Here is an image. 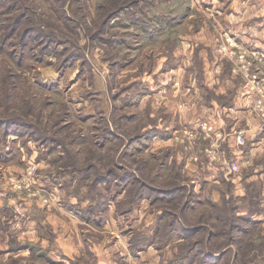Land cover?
<instances>
[{
	"label": "rangeland",
	"instance_id": "obj_1",
	"mask_svg": "<svg viewBox=\"0 0 264 264\" xmlns=\"http://www.w3.org/2000/svg\"><path fill=\"white\" fill-rule=\"evenodd\" d=\"M150 5L180 22L148 42L120 22ZM7 9L44 35L0 42V264H207L218 214L238 216L231 261L264 264V0H2L0 27ZM182 213L192 245L166 236Z\"/></svg>",
	"mask_w": 264,
	"mask_h": 264
},
{
	"label": "trees",
	"instance_id": "obj_2",
	"mask_svg": "<svg viewBox=\"0 0 264 264\" xmlns=\"http://www.w3.org/2000/svg\"><path fill=\"white\" fill-rule=\"evenodd\" d=\"M1 1L2 0H0V3ZM9 10L10 9H7L3 13H1V14H5V16L10 17V18L9 17L7 18L8 23L6 25L4 22H1V24H3L2 25L3 27H0V31L4 32L2 37L0 38V42L3 45L2 48H4L5 46H8V48H10L12 45H14L15 43L12 42V39L17 34L19 36V33L23 35L24 40L26 39V34H31L34 30L44 35L43 33L44 31L40 28L41 26L40 27H37V26L30 27L31 29H27L26 31L23 25H21L23 30L20 31L21 28L18 29L19 23L21 19L25 18L24 14L22 13L19 15H9ZM1 20H4V18H2ZM179 22H180V15L171 13L169 11H164L163 9L158 8L156 5H150L146 10H142L140 11V13L138 12V15L133 14V12L131 13L126 12L125 14L122 15V21L120 22V24L123 25L125 28H128L129 30L135 29L137 32H140L139 34L138 33L137 34L142 36V38L145 41L151 42L157 36H162V34L165 33L169 28L173 27L175 24H178ZM129 32L134 33L133 31H129ZM25 48H26L25 43H22L23 50L19 54V58L25 57L26 55V52L24 51ZM112 171L113 170H110V173ZM180 190L181 189L179 187H176L174 189H164V188H154L148 185L141 184L139 188V192L137 190L135 194L137 195L139 194V197H138L139 199L149 198L151 201H154V199L157 198L156 196L160 195V196L165 197L166 200L172 201L177 198L175 194H177L178 191ZM64 206L68 207L69 210H72L79 217L83 218V220H86L87 222L92 221L90 216L87 217V216L80 215V211H81L79 210L80 205L64 203ZM213 206L215 207V205ZM168 214L170 213L163 212V214H161L158 217L159 220L162 221ZM182 216H183L182 219L178 215L177 220L176 218L175 219L173 218L169 222L170 229L167 231L166 236L167 238H169L172 236V234H177L180 238L179 240H181L182 242H188V243L190 242L189 245H192L194 244V242H192L190 238L198 234L203 228L201 227L189 228V227H186L185 225H181L182 220L185 219L183 213H182ZM242 218L247 219L245 217H242ZM213 219L215 221L212 222V227L215 229V231H211V232L208 231L207 237H205L207 247L204 250L201 249V253H197V255L203 254L201 256L202 259L200 260H203V261L205 260L207 264H219L223 259L225 260V264H234L233 261L234 260L237 261L238 257H240V253L238 250H237L238 252L235 251L232 261L230 259L229 253H230V248H231L230 246H232V244H234L237 241L236 229L238 230V228L236 227L237 225H235L234 221L236 219L238 220V216L237 214H234V216L232 214L231 216L223 217L221 214H218L217 217L214 216ZM223 220L229 223V230L224 231L225 229H222L223 227H221V225L223 224V222L221 221ZM249 220L250 219H248V221ZM219 223H221V225ZM217 224L220 225L219 228H217ZM128 232L130 234V230H128ZM135 233H134L135 234L134 237L129 239V242L131 240V248H132L133 254H137L140 250H142L140 248L141 246H146V245H138L140 242L139 240L141 239L139 234L143 235L144 233L141 231H138ZM221 235L225 237L224 245L218 246L217 248H215V250L211 249V243H213L214 239H217ZM142 237H143L142 243H145V240L148 243L149 239H146L147 238L146 235L144 234ZM22 248L30 249V250H37V246L33 243H25L17 247V249H22ZM216 251L219 252V254L216 256H213V252H216ZM42 254H45L48 257L47 250H46V253L44 251L39 252V255H42ZM47 259L51 261L53 264L54 263L63 264L61 262H56L52 259H49V257Z\"/></svg>",
	"mask_w": 264,
	"mask_h": 264
},
{
	"label": "crops",
	"instance_id": "obj_3",
	"mask_svg": "<svg viewBox=\"0 0 264 264\" xmlns=\"http://www.w3.org/2000/svg\"><path fill=\"white\" fill-rule=\"evenodd\" d=\"M252 34H247L246 35V37H249V38H251V41L252 42H255L256 40L253 38V36H255L256 37V35H252ZM244 104V103H243ZM242 104V105H243ZM246 104H253V103H246ZM241 105V106H242ZM71 204H74V202H72ZM69 210V209H68ZM72 210H70V212H71ZM69 211L68 212H65V214H68V217L71 219V220H76L77 218H76V216L75 215H72V214H76V213H74L73 211V213L71 214ZM77 215V214H76ZM48 221H50L51 222V215H49V220ZM52 223V222H51ZM75 237L78 239L79 237H78V234H76L75 235ZM60 244H62V243H64L62 246H61V249L63 250V253L64 254H67V252L69 253V251H73V250H75L74 249V245H76V241L73 239V237L70 235V234H68L67 236H66V238H64V241L61 239L60 241ZM72 242V243H71Z\"/></svg>",
	"mask_w": 264,
	"mask_h": 264
},
{
	"label": "built area",
	"instance_id": "obj_4",
	"mask_svg": "<svg viewBox=\"0 0 264 264\" xmlns=\"http://www.w3.org/2000/svg\"><path fill=\"white\" fill-rule=\"evenodd\" d=\"M204 125H203V129H204ZM28 174L31 175V172H28ZM28 178H29L28 176H25L23 181H22V185H24V187H26L27 189H29L30 187L33 186L31 176H30V179H28ZM19 187H20V185H19ZM37 189H39V191L41 190L40 192H42V194H43L41 197H42V201L44 204H49V201L51 199L54 200V197H52L51 194L49 195L48 192L45 191L44 189H41V188H37Z\"/></svg>",
	"mask_w": 264,
	"mask_h": 264
}]
</instances>
